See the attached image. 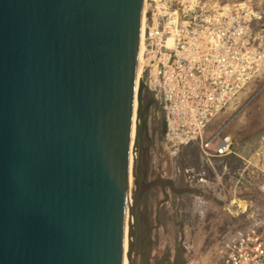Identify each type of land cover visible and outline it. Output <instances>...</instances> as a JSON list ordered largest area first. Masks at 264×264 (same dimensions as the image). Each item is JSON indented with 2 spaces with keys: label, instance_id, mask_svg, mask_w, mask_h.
I'll return each instance as SVG.
<instances>
[{
  "label": "water",
  "instance_id": "95a60500",
  "mask_svg": "<svg viewBox=\"0 0 264 264\" xmlns=\"http://www.w3.org/2000/svg\"><path fill=\"white\" fill-rule=\"evenodd\" d=\"M144 7L0 0V264H133Z\"/></svg>",
  "mask_w": 264,
  "mask_h": 264
},
{
  "label": "rangeland",
  "instance_id": "374dc122",
  "mask_svg": "<svg viewBox=\"0 0 264 264\" xmlns=\"http://www.w3.org/2000/svg\"><path fill=\"white\" fill-rule=\"evenodd\" d=\"M242 5L244 52L259 60L260 71L213 121L215 126L223 125L243 107L228 127L236 153L208 162L197 144L171 147L163 133L162 109L157 104L149 109L146 119L157 117L159 126L149 127L150 143L146 141L141 158L139 144L135 150L144 187L136 212L133 264H215L237 229L264 218V0H146L144 50L152 48L155 53L151 32L163 29L173 12L187 13L191 8L213 15L224 7L234 10ZM148 42L154 46L146 47ZM145 64L143 60L142 74L139 68L141 79L151 67ZM196 196L203 204L201 211L195 209Z\"/></svg>",
  "mask_w": 264,
  "mask_h": 264
},
{
  "label": "built area",
  "instance_id": "2783aa9c",
  "mask_svg": "<svg viewBox=\"0 0 264 264\" xmlns=\"http://www.w3.org/2000/svg\"><path fill=\"white\" fill-rule=\"evenodd\" d=\"M242 7H224L213 15L191 8L187 13L173 12L163 29L151 32L156 40L154 54L152 48L144 50L143 32V60L151 66L143 80L166 116V142L173 148L197 144L208 162L236 153L228 127L243 107L223 125L215 126L213 121L238 100L260 71L259 60L244 52ZM149 46L154 43L148 42ZM196 197L195 209L201 211L203 204ZM215 264H264V218L237 229Z\"/></svg>",
  "mask_w": 264,
  "mask_h": 264
},
{
  "label": "flooded vegetation",
  "instance_id": "af4514ba",
  "mask_svg": "<svg viewBox=\"0 0 264 264\" xmlns=\"http://www.w3.org/2000/svg\"><path fill=\"white\" fill-rule=\"evenodd\" d=\"M156 96V95H155ZM158 102V103H157ZM155 101V98H153L152 96H150L149 94H147L146 96H145V99H144V106H145V120H146V126L144 127V146H143V148L142 149H140V141H139V155H140V158L143 156V154H144V152H145V150L147 149V146H146V141H147V144L149 145V143H150V139H149V127H151V129L152 128H158V123H157V117L156 118H154V117H152V116H150V118H149V120H147L146 119V117H147V115H148V111H149V109L154 105V104H157V106L159 107V109L161 110V107H160V103H159V101ZM164 113V112H163ZM163 127H164V135H166V130H167V121H166V116H165V114H164V124H163ZM166 141V140H165ZM189 145H191V144H189ZM140 158H139V160L137 161V164H136V170L138 169V174L140 173V171H141V178H142V167H141V160H140ZM206 158V157H205ZM208 161V160H207ZM144 187V182H143V180H142V182H141V184H140V186H139V188L141 189V191H142V188Z\"/></svg>",
  "mask_w": 264,
  "mask_h": 264
},
{
  "label": "bare ground",
  "instance_id": "6f19581e",
  "mask_svg": "<svg viewBox=\"0 0 264 264\" xmlns=\"http://www.w3.org/2000/svg\"><path fill=\"white\" fill-rule=\"evenodd\" d=\"M143 30H144V20H143V23H142V38H143ZM142 38H141V40H142V42H141L142 46H141V52H140L141 53V56H140V63H139V68L141 69V74L143 72V55H142V53H143V39ZM141 74L139 73V75H141ZM139 75H138V82L139 81L141 82V80H143V79H141V76H139ZM135 107L138 108V102H137V100H136ZM133 133H134V136H135V133H136L135 126H134ZM135 157H136V151L134 150L133 156H132V166H131L132 168H131V171L133 169V161H134ZM243 202H242V204H243ZM132 204H133V200H132V195H131V188L129 186V188H128V199H127V238H126V252L129 249V243H130V238H129V232H130L129 231V228L130 227L129 226H130V214H131ZM239 204H240V206L242 205L241 203H239ZM245 206L246 205L244 204L243 207H245ZM125 264H129V259H128L127 256L125 258Z\"/></svg>",
  "mask_w": 264,
  "mask_h": 264
}]
</instances>
